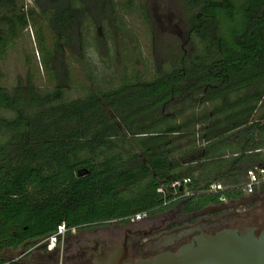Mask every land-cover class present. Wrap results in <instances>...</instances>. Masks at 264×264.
Instances as JSON below:
<instances>
[{
  "label": "trees",
  "instance_id": "16d2710c",
  "mask_svg": "<svg viewBox=\"0 0 264 264\" xmlns=\"http://www.w3.org/2000/svg\"><path fill=\"white\" fill-rule=\"evenodd\" d=\"M173 1L188 49L174 46L158 57L149 83L87 90L64 100L59 52L80 47L82 20L113 29L116 4L32 0L34 8L23 9L22 1L0 0V59L32 27L39 65L52 86L41 90L28 76L10 91L0 87V110L10 114L0 117V259L20 248L27 262L54 264L56 252L36 245L57 225L84 230L172 209L177 201H170L169 185L183 178L194 193L182 203L183 214L217 203V195L198 193L208 183H240L238 164L206 183L199 177L210 149L227 134L240 143L239 163L251 150L253 132L264 135V0ZM132 2L121 7L129 10ZM146 5L139 8L145 18ZM35 10L48 16V36ZM86 248L78 250L90 255V264L97 251Z\"/></svg>",
  "mask_w": 264,
  "mask_h": 264
},
{
  "label": "rangeland",
  "instance_id": "374dc122",
  "mask_svg": "<svg viewBox=\"0 0 264 264\" xmlns=\"http://www.w3.org/2000/svg\"><path fill=\"white\" fill-rule=\"evenodd\" d=\"M19 1H22L23 9L34 8L32 0ZM113 2L116 4L113 29L103 21L94 27L88 20H82L79 24L80 47L76 50L66 47L59 52L58 56L66 70V79H59L64 100L82 97L87 90L149 83L154 77L156 62H160L158 57L168 53L174 46H182L185 49L191 46L186 38L184 25L177 18V6L173 0H133L129 10L121 7L124 0H113ZM144 4H147L145 6L147 18L139 9ZM35 13L44 30L43 33L48 36L46 30L48 16H43L36 10ZM191 40L195 45L197 44L193 38ZM39 60L34 30L32 27H26L0 59V87L10 91L17 80L23 83L28 76H31V82L37 88L50 90L52 86L46 80ZM258 113L253 114V117L255 118ZM9 116L8 112L0 110V117ZM219 156L221 155L216 153L209 157L211 160L204 163L205 166L200 171V181L206 183L207 177L213 176L212 165H219L221 161L213 158ZM214 171H217L216 167ZM244 172L245 169L239 170L235 175L236 182L243 179ZM180 201L181 199L177 200V203L179 204ZM248 208L253 209L252 206ZM104 225L105 227L98 229H80L69 234L71 238L65 239L62 246L61 264L89 263L90 255L81 256V250L78 249L88 247L92 248V252H96L99 247L93 243L95 238L110 244L115 238H120L123 229L128 226L118 222ZM20 252V248L14 252L7 250L3 253V257H13ZM22 258L27 261L30 257ZM130 258H136L135 253L132 252Z\"/></svg>",
  "mask_w": 264,
  "mask_h": 264
},
{
  "label": "water",
  "instance_id": "95a60500",
  "mask_svg": "<svg viewBox=\"0 0 264 264\" xmlns=\"http://www.w3.org/2000/svg\"><path fill=\"white\" fill-rule=\"evenodd\" d=\"M216 225H195L159 236L139 248L153 253L133 259L124 236L118 243L100 246L90 264H264V224L256 234L250 226L207 232Z\"/></svg>",
  "mask_w": 264,
  "mask_h": 264
},
{
  "label": "flooded vegetation",
  "instance_id": "af4514ba",
  "mask_svg": "<svg viewBox=\"0 0 264 264\" xmlns=\"http://www.w3.org/2000/svg\"><path fill=\"white\" fill-rule=\"evenodd\" d=\"M185 199H181L180 202L184 203ZM182 203H177L172 209H155L146 212L138 221L128 219L123 223L118 222V224H128V226L123 229L121 237L115 238L112 243H118L126 236L129 242V257L132 252L135 253V257H140L153 253L139 251L143 243L146 244L159 236L175 233L195 225L217 223L216 226L207 229L208 233L221 229H238L241 226H250L254 227V233L256 234L264 224V194H239L237 201L228 200L227 203H215L211 207H203L198 211L186 214L180 212ZM252 203L255 204L252 205ZM249 206H252L253 209H249ZM190 220L193 222L188 223ZM104 224L107 223L100 225L90 224L86 226V229H98L105 227ZM94 240L93 243L98 247L105 244L97 238ZM187 240L188 238L183 239V241Z\"/></svg>",
  "mask_w": 264,
  "mask_h": 264
},
{
  "label": "built area",
  "instance_id": "2783aa9c",
  "mask_svg": "<svg viewBox=\"0 0 264 264\" xmlns=\"http://www.w3.org/2000/svg\"><path fill=\"white\" fill-rule=\"evenodd\" d=\"M190 183L189 178H183L181 180H177L172 182L169 185V188L173 191L170 193L171 200L170 201H176L180 199H185L190 196H192L194 193L191 191L186 190V186ZM264 184V167H253L250 169H247L244 173V179L235 186H229L225 187L224 185L218 183V182H211L208 183L205 188L201 191L205 194H212L217 195V202L218 203H225L226 197L223 195L225 191H234L242 195H251L255 189H257L260 185ZM182 188L181 191H176V189ZM157 193L162 194L164 192L162 187H159L156 190ZM146 212L137 213L133 215L130 219L132 221H138L141 219ZM74 228H66L64 224H59L55 227V229L42 238L36 246H41L45 248L46 252H56L57 254V260L54 264H61V251L62 246L66 239V234H72L74 233ZM24 253L18 254L13 257L0 259V264H37V263H31L24 260L23 257Z\"/></svg>",
  "mask_w": 264,
  "mask_h": 264
},
{
  "label": "crops",
  "instance_id": "0c3cea01",
  "mask_svg": "<svg viewBox=\"0 0 264 264\" xmlns=\"http://www.w3.org/2000/svg\"><path fill=\"white\" fill-rule=\"evenodd\" d=\"M259 111H257V112H259ZM259 114L260 113H258V115L255 118L252 117V122H255L256 120H258V118L260 116ZM231 136H232L231 134H227L225 136L226 138L223 140V142L221 141L215 147V149H210V153L208 154V158L206 160H204V163L211 160V159H209V157H212L213 155L218 153L221 156H219L218 158H213V159H220L221 160L220 164L217 165V168H218L217 171L218 172L223 171V170H227L229 165L236 166L237 164L239 165V169H245V171L247 169H250L253 167H264V135H256V132H253L252 138L250 139L251 140V150L249 152L247 151L244 154L245 158L243 159V161L241 163H239L240 161L238 162V160H237L239 155H240V150H241L240 149V143L235 142V140H233ZM241 141H245V139L243 138ZM248 141H249V139L247 138L245 142H248ZM212 166H213L212 169L209 167L211 169L212 175H213L209 178L211 180L213 179V177L216 176V175L214 176V174L217 173V171H214V167H216V166H214V165H212ZM243 179H244V176H243ZM218 183L222 184L221 182H218ZM198 193H202V192H198ZM253 193L264 194V184L260 185L257 189H255V191ZM238 195H239V193L234 195V197H230V198L226 197L225 202L227 203L228 200L237 201ZM179 203H182V202H179ZM253 204H255V203H252V205ZM212 205H214V204H207L205 207H211Z\"/></svg>",
  "mask_w": 264,
  "mask_h": 264
}]
</instances>
